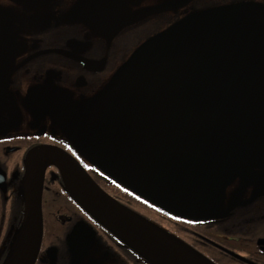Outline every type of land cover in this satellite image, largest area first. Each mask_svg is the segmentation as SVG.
Segmentation results:
<instances>
[{
	"label": "flooded vegetation",
	"instance_id": "obj_1",
	"mask_svg": "<svg viewBox=\"0 0 264 264\" xmlns=\"http://www.w3.org/2000/svg\"><path fill=\"white\" fill-rule=\"evenodd\" d=\"M204 72L215 93L183 79ZM252 74L263 81L264 0H0V264L33 195L34 264H152L60 167L30 172L49 147L212 264H264L262 144L191 147V117L221 89L246 97Z\"/></svg>",
	"mask_w": 264,
	"mask_h": 264
},
{
	"label": "water",
	"instance_id": "obj_2",
	"mask_svg": "<svg viewBox=\"0 0 264 264\" xmlns=\"http://www.w3.org/2000/svg\"><path fill=\"white\" fill-rule=\"evenodd\" d=\"M211 76L204 72L201 75L183 76V79H189L188 82L202 86L209 84L212 88L210 91L215 93L220 87L217 86L218 89L213 90V84L217 82L212 80ZM254 76L256 75L252 74L253 79L248 81L253 86L249 92L245 91L246 97L243 89H238L239 91L221 89L218 97L213 96V104L209 103L198 109L190 120L192 130L196 132L194 145L191 147H205L211 158L215 156L212 149L217 143L216 140L221 142V147L230 148L228 153H221L220 156L224 154L231 156L234 153L231 149L234 148L243 151L249 142L253 146L261 143L264 149V79L260 82L254 79ZM216 133L220 135L214 136ZM29 163V170L33 174L41 172L49 164L60 167L77 199L97 220L150 263L212 264L184 243L111 197L69 154L49 147L33 156ZM245 163L247 164V161ZM41 234V214L33 195L26 221L5 264H34Z\"/></svg>",
	"mask_w": 264,
	"mask_h": 264
}]
</instances>
